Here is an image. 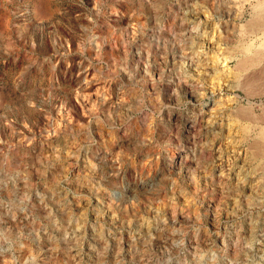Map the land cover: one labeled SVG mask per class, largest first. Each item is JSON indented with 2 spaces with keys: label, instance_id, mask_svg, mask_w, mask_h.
Instances as JSON below:
<instances>
[{
  "label": "rangeland",
  "instance_id": "1",
  "mask_svg": "<svg viewBox=\"0 0 264 264\" xmlns=\"http://www.w3.org/2000/svg\"><path fill=\"white\" fill-rule=\"evenodd\" d=\"M0 264H264V0H0Z\"/></svg>",
  "mask_w": 264,
  "mask_h": 264
},
{
  "label": "bare ground",
  "instance_id": "2",
  "mask_svg": "<svg viewBox=\"0 0 264 264\" xmlns=\"http://www.w3.org/2000/svg\"><path fill=\"white\" fill-rule=\"evenodd\" d=\"M190 21H192V20H190ZM190 21H188V22L190 23ZM194 22H195V21H194ZM191 23H192V22H191ZM194 24L196 25V23H192V24H191V28H190V29H193V30L196 29V27H197L198 25L195 26ZM189 25H190V24H189ZM92 44L95 45V44H96V41H95V40H92ZM96 47H97V46H96ZM192 52H193V51H192ZM192 60H193V59H192ZM192 60H191V61H192ZM142 73H143V72H142ZM240 182H241V181H240ZM254 186H255V185H254Z\"/></svg>",
  "mask_w": 264,
  "mask_h": 264
}]
</instances>
